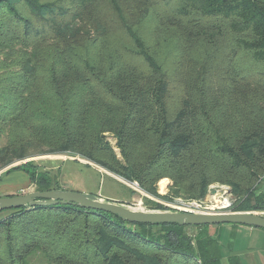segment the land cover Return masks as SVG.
<instances>
[{
  "label": "trees",
  "instance_id": "trees-1",
  "mask_svg": "<svg viewBox=\"0 0 264 264\" xmlns=\"http://www.w3.org/2000/svg\"><path fill=\"white\" fill-rule=\"evenodd\" d=\"M51 126L63 136L52 152L150 194L163 177L190 199L228 183L233 211H264L252 202L264 179V0H0V139L23 131L0 162ZM14 169L36 190L63 188L32 162ZM5 211L0 264H221L210 225L132 223L72 203Z\"/></svg>",
  "mask_w": 264,
  "mask_h": 264
},
{
  "label": "rangeland",
  "instance_id": "rangeland-1",
  "mask_svg": "<svg viewBox=\"0 0 264 264\" xmlns=\"http://www.w3.org/2000/svg\"><path fill=\"white\" fill-rule=\"evenodd\" d=\"M171 91L172 94L169 99L175 104L179 100V93L181 92L178 80L173 83ZM50 128L51 129H48V131L55 133H38L37 136L31 140L26 138L23 149L25 156L23 158H16L6 165H3L0 162V172L7 168H26L27 163L32 162L37 166L38 171L49 170L55 174L59 179L60 185H65L61 189L98 194L103 199L122 203L138 210L182 211L180 210V207L189 208L188 205L194 204L192 209L205 211L211 206L210 201L213 196L210 195L209 189L204 197L190 199L184 195L174 194L170 184V178L163 177L156 183L157 194L154 195L143 190L138 181H128L118 174L108 172V170L91 160L73 154L71 151L52 152L51 148L56 144H60L63 136H56L58 130H60L57 126H51ZM5 132L4 136L0 139V146L7 144L9 139H20L22 143V129L15 131L11 137H9L8 130ZM104 136L105 140L112 147L118 160L124 161L120 146L118 145L117 136L110 131L105 132ZM51 138L53 141H51ZM18 143H20L19 140ZM150 145L151 140H149L147 144L139 146L140 149L138 155L140 157H146L149 154ZM17 172L22 171L14 169L12 172L5 173L2 177L0 176V188L2 185L10 183L8 185H11L14 190H16L17 194H22L21 190L16 188L19 184H22L21 180L14 178ZM210 186H218L226 189L225 191H218L214 196L221 195L231 202L230 207L226 206V208L221 210H233V206H235L240 198L232 185L215 182ZM29 189L25 191H34L36 190V187L34 186V188L31 187ZM1 192L3 193V191ZM2 193L0 195H2ZM258 199L264 201V179L262 185L255 192V195L252 196V202H256ZM260 212L264 213V211ZM6 215H8L7 211L4 210L3 212H0V219ZM189 230L191 233L195 232L193 228ZM32 260V264H41L42 261L38 257L33 258Z\"/></svg>",
  "mask_w": 264,
  "mask_h": 264
},
{
  "label": "water",
  "instance_id": "water-1",
  "mask_svg": "<svg viewBox=\"0 0 264 264\" xmlns=\"http://www.w3.org/2000/svg\"><path fill=\"white\" fill-rule=\"evenodd\" d=\"M219 189L220 187L218 186H210V195H215ZM58 203H72L87 209L110 212L132 223H149L155 225L176 223L181 226L232 223L264 228V213L260 211H224L214 209L195 212L138 210L122 203L103 199L98 194L70 189L34 190L22 194L0 196V212L9 209Z\"/></svg>",
  "mask_w": 264,
  "mask_h": 264
},
{
  "label": "crops",
  "instance_id": "crops-1",
  "mask_svg": "<svg viewBox=\"0 0 264 264\" xmlns=\"http://www.w3.org/2000/svg\"><path fill=\"white\" fill-rule=\"evenodd\" d=\"M9 169L2 170L0 176L10 173L8 172ZM18 170L22 172H17L14 178L21 180L22 184H19L16 188L21 190V193L23 190L34 188L35 185L31 182L28 173L21 169ZM4 185L1 186L2 189L0 188V194L3 191L0 196L17 194L11 185ZM208 231L218 242L221 264H264V228L224 223L210 225Z\"/></svg>",
  "mask_w": 264,
  "mask_h": 264
},
{
  "label": "bare ground",
  "instance_id": "bare-ground-1",
  "mask_svg": "<svg viewBox=\"0 0 264 264\" xmlns=\"http://www.w3.org/2000/svg\"><path fill=\"white\" fill-rule=\"evenodd\" d=\"M220 190L224 191L225 188H221ZM211 203H212V208H222V207H225L228 206L226 200H222V197L221 195L220 196H213L212 199H211ZM226 204V205H225ZM192 206H194V204H191Z\"/></svg>",
  "mask_w": 264,
  "mask_h": 264
},
{
  "label": "built area",
  "instance_id": "built-area-1",
  "mask_svg": "<svg viewBox=\"0 0 264 264\" xmlns=\"http://www.w3.org/2000/svg\"><path fill=\"white\" fill-rule=\"evenodd\" d=\"M221 188H222V187H220V189H221ZM220 189H219L218 191H222V190H220ZM225 190H226V189H225ZM225 190H224V191H225ZM218 191H217V192H218ZM22 193H25V191L23 190ZM213 196H214V195H213ZM221 197H222V200H226L228 206L230 207V206H231V202H229V201H228L226 198H224L223 196H221ZM210 202H211V201H210ZM225 205H226V204H225ZM211 206H212V203H211ZM211 206L209 207V209H214V210L216 209V208H212ZM188 207H189V208H185V207L181 208V207H180V210H182V211H192V212H195V211H204V210L192 209L193 206H192L191 204L188 205ZM223 208H225V207L217 208V209H220V210H221V209H223ZM206 210H207V209H206Z\"/></svg>",
  "mask_w": 264,
  "mask_h": 264
}]
</instances>
